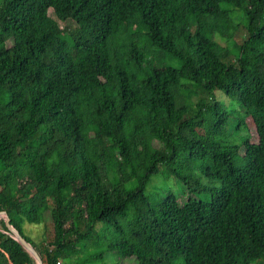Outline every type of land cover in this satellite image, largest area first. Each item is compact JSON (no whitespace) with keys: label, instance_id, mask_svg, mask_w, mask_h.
<instances>
[{"label":"trees","instance_id":"trees-1","mask_svg":"<svg viewBox=\"0 0 264 264\" xmlns=\"http://www.w3.org/2000/svg\"><path fill=\"white\" fill-rule=\"evenodd\" d=\"M0 211L43 264H264V0H0Z\"/></svg>","mask_w":264,"mask_h":264},{"label":"rangeland","instance_id":"rangeland-1","mask_svg":"<svg viewBox=\"0 0 264 264\" xmlns=\"http://www.w3.org/2000/svg\"><path fill=\"white\" fill-rule=\"evenodd\" d=\"M49 15L55 18L52 10H49ZM241 11L236 10L233 12V16L236 21H240ZM241 30V29H240ZM218 39V38H217ZM237 41L240 39L237 37ZM214 96L217 100H219L228 110L232 112L231 116H234L233 121H235L238 112L240 114H245L240 107L233 102L229 96H227L224 92L220 90L214 91ZM244 124H241L239 130L231 129L228 134L225 136V141L237 143L240 142L244 136H250L251 139L255 138L254 129L251 123V119L249 116L244 115ZM172 190L177 196L180 204L184 203L187 200V193L182 189V185L178 182L174 177L169 176L164 168L161 167L160 173L157 176H154L149 182L145 193L152 200L156 198L161 190ZM22 229L25 235L31 237L38 244L41 243V239L43 237V226L41 224H30L24 223L22 225ZM116 261V256L112 253L106 254L103 259L93 260L89 264H113Z\"/></svg>","mask_w":264,"mask_h":264},{"label":"water","instance_id":"water-1","mask_svg":"<svg viewBox=\"0 0 264 264\" xmlns=\"http://www.w3.org/2000/svg\"><path fill=\"white\" fill-rule=\"evenodd\" d=\"M0 219L5 223L8 232L19 242V244L34 258L36 264H43L38 251L26 240V238L10 222V217L6 211H0Z\"/></svg>","mask_w":264,"mask_h":264}]
</instances>
